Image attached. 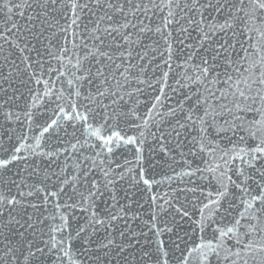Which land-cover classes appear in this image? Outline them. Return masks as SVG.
<instances>
[{"label":"snow or ice","instance_id":"1","mask_svg":"<svg viewBox=\"0 0 264 264\" xmlns=\"http://www.w3.org/2000/svg\"><path fill=\"white\" fill-rule=\"evenodd\" d=\"M0 264H264V0H0Z\"/></svg>","mask_w":264,"mask_h":264}]
</instances>
